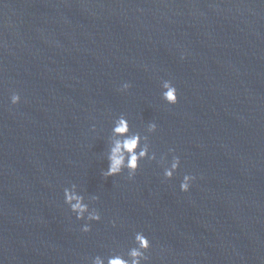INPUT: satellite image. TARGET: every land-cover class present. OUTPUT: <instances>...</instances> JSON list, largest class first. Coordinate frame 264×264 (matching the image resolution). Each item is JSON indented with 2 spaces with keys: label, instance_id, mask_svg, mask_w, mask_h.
Instances as JSON below:
<instances>
[{
  "label": "water",
  "instance_id": "95a60500",
  "mask_svg": "<svg viewBox=\"0 0 264 264\" xmlns=\"http://www.w3.org/2000/svg\"><path fill=\"white\" fill-rule=\"evenodd\" d=\"M121 115L172 180L102 177ZM72 184L99 198L87 234ZM137 231L149 264H264V0H0V264H90Z\"/></svg>",
  "mask_w": 264,
  "mask_h": 264
},
{
  "label": "clouds",
  "instance_id": "9594fccd",
  "mask_svg": "<svg viewBox=\"0 0 264 264\" xmlns=\"http://www.w3.org/2000/svg\"><path fill=\"white\" fill-rule=\"evenodd\" d=\"M184 57L181 56V59ZM131 85L123 83L119 91L127 92ZM20 96L12 94L10 102L12 105L20 103ZM161 99L168 105H176L178 103L177 88L169 80L161 82ZM157 131V125L151 123L147 127V133L152 134ZM174 153L173 149H169V154ZM107 159V169L101 171L103 178L121 176L125 171L128 179H134L140 168V162L147 160L158 162L163 167L164 180H172L174 175L179 171L181 160L178 156L172 154L169 162L167 156L162 155L157 161V155L150 150L148 135H141L139 132H133L130 128L128 119L121 115L113 121L111 135L107 142V151L105 154ZM196 177L185 174L179 184V189L183 193H188L195 182ZM97 196H92L86 202V198L78 190L77 185L72 184L63 190L64 204L69 211L75 216L76 220L84 221L81 228L82 233L91 232V225L99 223L102 219L97 208L91 207L93 202L98 201ZM115 228L116 222H112ZM152 245L148 237L142 232L134 233L132 246L128 248L126 253L112 252L108 256L96 255L91 259L90 264H149V256Z\"/></svg>",
  "mask_w": 264,
  "mask_h": 264
}]
</instances>
